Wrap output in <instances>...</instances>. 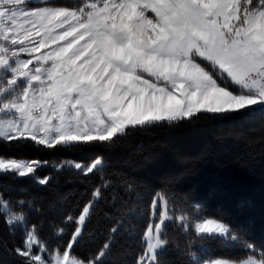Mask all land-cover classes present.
<instances>
[{
	"label": "snow or ice",
	"instance_id": "1",
	"mask_svg": "<svg viewBox=\"0 0 264 264\" xmlns=\"http://www.w3.org/2000/svg\"><path fill=\"white\" fill-rule=\"evenodd\" d=\"M201 120L264 121V0H0V148L86 153L87 161L65 157L54 170L98 176L77 214L59 220L29 196H6L11 189L0 183V224L21 233L14 250L21 264H106L117 236L131 230L126 220L140 211L134 185L105 175L107 158L137 134ZM47 166L0 150V178L47 188L53 177L36 175ZM53 195V204L67 199ZM118 199L120 218L103 245L76 254L96 206L115 209ZM147 215L134 264H168L170 226L185 236L175 250L186 264H200L193 248L211 242L247 254L205 264H264V248L245 232L202 216L199 204L166 187Z\"/></svg>",
	"mask_w": 264,
	"mask_h": 264
},
{
	"label": "trees",
	"instance_id": "2",
	"mask_svg": "<svg viewBox=\"0 0 264 264\" xmlns=\"http://www.w3.org/2000/svg\"><path fill=\"white\" fill-rule=\"evenodd\" d=\"M8 147L11 146L0 150L28 160L48 162L47 167H41L36 173L53 177L47 188H39L32 179L0 178V183L11 189L5 192L6 196L33 198L47 219L59 220L68 213L76 215L78 206L88 199L86 190L90 191L98 183V176L83 179L68 168L54 170V165L65 157L87 161L86 153L37 151L31 147L8 153ZM106 164L107 177L114 181L125 179L134 185L131 199L139 202L140 209L132 220H126L131 230L117 236L105 257L106 264H134L141 247L140 233L148 221L151 197L165 187L178 197H187L191 203L199 204L202 216L222 219L234 231L245 232L246 239L257 250L264 248V121L255 120L236 127L234 121L201 120L169 129H152L137 134L128 145L110 155ZM54 193L66 195L67 199L53 204ZM120 195L128 199L125 193ZM122 207L119 199L115 209L101 201L86 224L84 238L77 244L75 253L81 257L95 254L120 218ZM41 219L32 217L36 222ZM71 230V226L67 227L66 233ZM48 232L45 223L42 238L47 239ZM67 239L66 234L63 240ZM169 240L168 264H186L187 257L175 250L176 244L184 248L183 233L170 226ZM54 243L50 246L54 247ZM20 244L21 233L12 235L0 224V264H21L14 254ZM193 251L200 261L237 259L247 254L239 247L221 246L216 242L203 247L197 245Z\"/></svg>",
	"mask_w": 264,
	"mask_h": 264
},
{
	"label": "rangeland",
	"instance_id": "3",
	"mask_svg": "<svg viewBox=\"0 0 264 264\" xmlns=\"http://www.w3.org/2000/svg\"><path fill=\"white\" fill-rule=\"evenodd\" d=\"M193 172H195V171H193ZM215 260H232V259L217 258V259H211V260H206V261H215ZM206 261H200V264H205Z\"/></svg>",
	"mask_w": 264,
	"mask_h": 264
}]
</instances>
